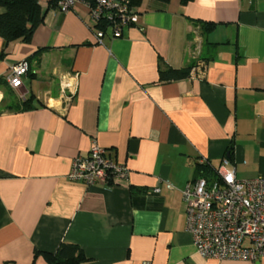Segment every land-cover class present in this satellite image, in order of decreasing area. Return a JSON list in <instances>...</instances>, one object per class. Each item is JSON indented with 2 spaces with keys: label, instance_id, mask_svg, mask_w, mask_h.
I'll list each match as a JSON object with an SVG mask.
<instances>
[{
  "label": "crops",
  "instance_id": "crops-1",
  "mask_svg": "<svg viewBox=\"0 0 264 264\" xmlns=\"http://www.w3.org/2000/svg\"><path fill=\"white\" fill-rule=\"evenodd\" d=\"M47 1L28 42L0 36V264H48L60 244L77 245L82 264H264L198 254L181 200L196 162L217 169L230 153L236 178L264 175V0H142L138 25L120 37L106 26L100 42L84 3ZM195 62L203 76L159 79ZM92 141L125 180L68 179Z\"/></svg>",
  "mask_w": 264,
  "mask_h": 264
},
{
  "label": "built area",
  "instance_id": "built-area-1",
  "mask_svg": "<svg viewBox=\"0 0 264 264\" xmlns=\"http://www.w3.org/2000/svg\"><path fill=\"white\" fill-rule=\"evenodd\" d=\"M78 3L87 6L98 26L97 42L101 41L106 26L110 27L112 37H120L123 25H138V12L125 0H94L91 6L83 0H58L56 8L66 11ZM27 68L25 60L11 66L6 80L12 88L22 85ZM203 73L201 62H195L189 76H203ZM76 76L68 73L61 77L62 90L67 91L63 95L65 104L75 91ZM229 162L224 156L215 177L198 175L185 184L181 190L185 226L202 257L254 262L264 257V175L238 179ZM67 177L86 184L112 186L126 179L127 167L116 162L108 149L92 141L86 154L73 159ZM158 191L153 189L154 193Z\"/></svg>",
  "mask_w": 264,
  "mask_h": 264
},
{
  "label": "trees",
  "instance_id": "trees-1",
  "mask_svg": "<svg viewBox=\"0 0 264 264\" xmlns=\"http://www.w3.org/2000/svg\"><path fill=\"white\" fill-rule=\"evenodd\" d=\"M58 0H48V7H56ZM88 5H93L94 0H83ZM129 7L137 8L142 0H125ZM166 3L169 0H156ZM192 0H180L181 4H186ZM0 7L5 10L0 13V36L3 39L4 46L10 41L20 39L28 42L36 26L43 21L45 10H42L39 0H0ZM203 31L213 27V23L202 22ZM188 67L174 69L164 66L159 69V79L161 81L177 80L189 76ZM27 104V103H26ZM25 104V105H26ZM230 153L226 155L230 160ZM215 168L206 161L196 162L194 166V177L204 175L208 178L215 177ZM193 177V178H194ZM48 264H82L85 257L82 250L73 244H60L55 253H43Z\"/></svg>",
  "mask_w": 264,
  "mask_h": 264
},
{
  "label": "water",
  "instance_id": "water-1",
  "mask_svg": "<svg viewBox=\"0 0 264 264\" xmlns=\"http://www.w3.org/2000/svg\"><path fill=\"white\" fill-rule=\"evenodd\" d=\"M257 264V263H256Z\"/></svg>",
  "mask_w": 264,
  "mask_h": 264
}]
</instances>
